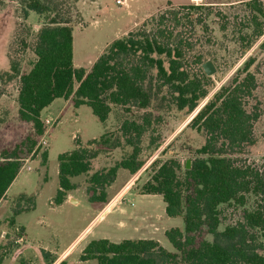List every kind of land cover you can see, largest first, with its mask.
<instances>
[{
  "label": "trees",
  "instance_id": "obj_1",
  "mask_svg": "<svg viewBox=\"0 0 264 264\" xmlns=\"http://www.w3.org/2000/svg\"><path fill=\"white\" fill-rule=\"evenodd\" d=\"M64 1L22 2L24 18L34 13L47 22L35 34L31 47L35 61L30 68L21 72L18 62L11 60L9 72L0 73V78L18 80L17 118L31 126L23 140L0 153V200L18 175L21 160L31 154L44 133L42 113L54 100L70 99L73 107H88L100 122H104L112 106L144 111L153 101L163 102L167 98L160 93L165 87L170 95L167 103L189 112L194 111L208 93L203 84L205 79L191 77L182 68L184 48L189 43L185 47L183 39L178 38L179 35L176 38L167 25L171 22L176 28L181 24L177 12L166 10L153 17L150 20L153 29L149 32L141 29L113 40L89 70H85L73 64L70 9L66 13L61 11ZM247 7L264 16L256 0L248 1ZM183 8L197 10L201 6ZM251 22L259 27L256 16H252ZM221 28L226 30V25ZM263 31L258 29L256 35L262 36ZM261 47L264 48V42ZM252 64V59L245 60L229 82L192 117L191 128L202 134L205 142L196 150L197 157L182 175L176 160L151 163L153 174L142 185L140 194L160 195L166 216L182 218L183 230L170 228L165 231L174 251H167L152 239H124L118 243L98 239L85 246L80 261L92 260L97 264H264V168L237 157L256 143L253 129L260 110L255 93L257 79L249 71ZM150 117L151 113L145 111L141 122L125 120L117 133L101 135L82 147L78 145L70 152L59 154L54 203L59 205L76 189L73 178L91 174V163L103 154L101 152L129 146L132 151L124 159L107 170L92 173L85 180L88 202L106 204L107 189L117 171L122 169L135 175L143 167L144 162L138 160L139 144L151 125ZM158 120L159 117L155 118L156 122ZM153 142L151 138L150 144ZM41 160L42 164L46 163L47 152L41 153ZM224 204L241 208V219L219 231V206ZM17 235L15 232V237ZM206 235H211L212 240L207 241ZM4 254H0V264ZM19 264L30 263L20 260Z\"/></svg>",
  "mask_w": 264,
  "mask_h": 264
},
{
  "label": "rangeland",
  "instance_id": "obj_2",
  "mask_svg": "<svg viewBox=\"0 0 264 264\" xmlns=\"http://www.w3.org/2000/svg\"><path fill=\"white\" fill-rule=\"evenodd\" d=\"M248 1L250 0H125V4L121 6L117 5L115 0L64 1L61 11L66 13L70 9L73 64L85 70H89L113 40L124 38L130 32L141 29L149 32L153 29V24L150 22L153 17L166 10L177 12L181 24L176 28L171 22L167 25L174 31L175 37L179 35L178 38L183 39L185 47L186 43H189V46L184 48L182 68L191 77L205 79L203 84L208 93L192 112L186 108L178 110L174 104L167 103L166 100L170 95L165 87L160 96L165 95L167 99L163 102L153 101L144 111L112 106L108 118L100 122L88 107L75 109L69 105L62 119L54 117L55 121L50 120L49 124L44 122V132H47L44 136V144L40 142L42 134L34 150L26 158L37 160L34 164L36 171L33 174L35 176L40 174L42 177L43 172L38 161L42 162L41 153L47 152L45 170L49 179L43 189L32 197L33 210L19 218V223L27 229L26 245L29 248L22 258L35 263L34 256L37 253L41 264L42 261L44 264L48 255L42 252L40 247L58 248L61 251L82 228L89 224L96 214L97 205L87 200L85 180L96 171L107 170L114 166L131 153L132 148L123 145L108 152H101L103 154L91 163V174L72 179L80 186L71 193L78 203L65 204L62 208H56L49 203L58 186L56 175L58 155L70 152L78 145L82 147L101 135L117 133L125 120L141 122V116L145 111L151 113V125L143 134L139 144L138 160L143 161L144 165L135 175L119 169L107 189L106 204L113 201L112 208L131 207L136 214L130 210L121 212L122 221H119V224L121 223L122 227L116 223L104 230L107 238L112 242L118 243L123 239H152L167 251L173 252L171 244L165 237V231L169 230L168 227H179L183 230L182 218L166 216L160 195L138 194L141 193L142 185L150 180L153 174L152 162L156 161L160 164L171 159L176 160L180 164L179 173L182 175L186 163L190 165L197 157L196 150L204 144L205 137L191 128L192 117L222 85L229 82L247 59L253 60L249 71L257 79L258 86L255 93L260 117L253 129L255 145L247 148L237 157L264 168V48L261 47L264 33L262 36L256 35L258 29L264 30V16L247 7ZM256 1L264 12V0ZM22 2L23 0H0V73L9 72L11 60L18 62L21 72L27 71L35 61L31 47L38 29L47 21L43 16L34 13H29L28 17L24 18ZM188 5L201 6V8L197 10L183 8ZM252 16L257 17L258 28L251 22ZM167 17L168 21H171V17ZM222 25H226V30L222 31ZM23 43L28 46L27 49H24ZM206 61H210L215 68L211 76H207L202 69V64ZM164 66L165 68L168 66L166 59ZM17 94V79L7 80L5 76L0 78V153L4 149H12L31 130L30 124L25 125L18 121ZM63 104L64 100L58 99L51 109L57 110ZM45 114L46 111H43V121L46 119ZM74 114H78L77 118ZM157 117L159 120L156 122ZM151 138H154L152 144H150ZM219 210L221 221L219 231L241 219L239 207L224 204L219 206ZM106 217H98L91 224L88 238L106 236L97 234L99 229H103ZM108 217L113 220L118 219L114 213L108 214ZM38 220H42L41 225L38 224ZM134 221L141 224L136 223L134 226L136 228L133 229L130 225H134ZM205 238L207 241L212 240L211 235H206ZM77 256L75 250L68 260L72 264H97L96 261L79 263ZM14 264H19V260Z\"/></svg>",
  "mask_w": 264,
  "mask_h": 264
},
{
  "label": "crops",
  "instance_id": "obj_3",
  "mask_svg": "<svg viewBox=\"0 0 264 264\" xmlns=\"http://www.w3.org/2000/svg\"><path fill=\"white\" fill-rule=\"evenodd\" d=\"M62 99V98H60ZM58 100V99H56ZM56 100H54L52 102V104L50 106H48L44 111H46V118H49L51 120H56L58 118L62 119L64 113L66 112L67 108L69 105H72L70 99H63L64 100V104L61 108L57 109V110H52V106L53 104L56 102ZM71 103V104H70ZM83 107V106H80ZM79 107V108H80ZM75 108V107H73ZM78 109V108H75ZM43 115V113H42ZM78 114H74L75 118H77ZM56 119H53V118ZM59 119V121H60ZM20 122V121H19ZM22 123V122H21ZM23 124H27L24 123ZM29 125V124H28ZM29 129V126H28ZM37 157V156H35ZM47 158H48V153H47ZM47 162V161H46ZM28 165L31 168L30 171H23L22 173H18V175L16 176V178L14 179V181L10 184V186L8 187V189L6 190L4 196L2 197V199L0 200V254L5 253L3 260L1 262V264H5L6 262H8L7 264H11L10 262H13V264L19 260H24L30 264H41V259L40 257L37 255L34 256V259L36 260L35 263L27 260L23 257L24 253H27V250L29 249L28 246L26 245V241H27V229L25 226L21 225L19 223V218L27 212H30L31 210H33L32 208V197L35 196V194L42 190L43 187L47 184V181L49 179L48 177V173L45 170V164H42V162L38 161V164L41 166L40 168L42 169V177L39 174V176H35L33 173L36 171L34 168V164L37 163V160H33L32 158H29L28 160ZM126 171V170H125ZM56 175L58 178V168L56 171ZM130 175V174H129ZM131 176V175H130ZM130 178V177H129ZM133 178H131L132 180ZM130 180V181H131ZM130 183V182H129ZM57 185H58V181H57ZM77 187L76 189H79V185L76 184ZM127 185V184H126ZM81 188L84 189V187L81 186ZM58 189V186H57ZM56 189V191H57ZM75 189V190H76ZM73 190V191H75ZM55 191V194H56ZM86 192V191H85ZM72 192H70L66 199L60 203L59 205H56L54 203V197L51 199V201L49 203H51L53 206H55L56 208H62L65 204H71L72 202H70V199H73L72 197ZM140 196H159V195H142V194H138ZM78 203V202H76ZM73 203V204H76ZM113 201L108 203V204H94L97 205V211L96 214L94 216V218L91 220V222L89 224H87L84 228H82L78 234L73 237L72 240H70L61 251L58 250V248L55 249H50V248H46V247H40L39 249L42 250V252H44L45 254L48 255V258H46V261H44V264H72L68 259L70 257V255L72 254V252H74L75 250L77 251V260L79 263H86L89 261H80V256L82 253V250L85 248V246L91 241V240H98V239H107V234L105 233V230L107 227L109 228L111 225L114 224H118L119 227H122L121 223L119 224V221L121 217H120V213L121 212H127V211H131L133 213L134 210L130 207V208H124V207H116V208H112ZM111 207V208H110ZM163 211L165 212V204L163 207ZM112 214L114 213L115 215H117V220H113L111 218L108 217V214ZM136 214V213H135ZM104 216H107L105 218V223H103V229H99L97 234L98 235H106V236H99V238H93L92 236L90 238H88V235L90 233V226L91 224L98 218H102ZM170 218V217H168ZM135 224H131L130 226L134 229L136 227H134L136 225V223H138V221H134ZM42 220H38V224L41 225ZM153 223V222H152ZM141 224V223H138ZM127 225L129 226V224L127 223ZM170 228H179V227H168ZM19 231L23 237H24V241L22 243H15L14 244V237H15V232ZM124 240V239H123ZM131 240V239H130ZM136 240V239H135ZM110 241V240H109ZM112 242V241H111ZM120 242V241H119ZM117 243V242H115ZM13 247V249L11 250V248ZM42 256V254H41ZM92 261V260H90ZM43 264V261H42Z\"/></svg>",
  "mask_w": 264,
  "mask_h": 264
},
{
  "label": "built area",
  "instance_id": "obj_4",
  "mask_svg": "<svg viewBox=\"0 0 264 264\" xmlns=\"http://www.w3.org/2000/svg\"><path fill=\"white\" fill-rule=\"evenodd\" d=\"M115 3L117 4V5H124L125 4V0H115ZM50 120L51 119H49V118H46L45 120H44V122L47 124H49L50 123ZM46 133L47 132H44L43 133V136L41 137V143L42 144H44V136L46 135ZM28 160H29V158H24V159H22L21 160V165H20V168H19V171H18V173H22L23 171H30V167H29V165H28ZM18 232V235L15 237V240H14V242L15 243H22L23 241H24V237H23V235L19 232V231H17Z\"/></svg>",
  "mask_w": 264,
  "mask_h": 264
},
{
  "label": "water",
  "instance_id": "obj_5",
  "mask_svg": "<svg viewBox=\"0 0 264 264\" xmlns=\"http://www.w3.org/2000/svg\"><path fill=\"white\" fill-rule=\"evenodd\" d=\"M202 69L204 71V73L207 75V76H211L214 72H215V68L213 66V64L210 62V61H206L202 64ZM189 164L186 163L185 165V169H188L189 168ZM70 202L72 203H76V201L74 199H70Z\"/></svg>",
  "mask_w": 264,
  "mask_h": 264
}]
</instances>
